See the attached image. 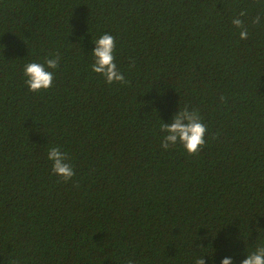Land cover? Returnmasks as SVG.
I'll return each instance as SVG.
<instances>
[{
  "label": "trees",
  "instance_id": "16d2710c",
  "mask_svg": "<svg viewBox=\"0 0 264 264\" xmlns=\"http://www.w3.org/2000/svg\"><path fill=\"white\" fill-rule=\"evenodd\" d=\"M104 32L125 83L89 67ZM53 55L30 92L23 65ZM178 107L207 125L194 155L160 146ZM260 243L264 0H0V264H239Z\"/></svg>",
  "mask_w": 264,
  "mask_h": 264
},
{
  "label": "clouds",
  "instance_id": "9594fccd",
  "mask_svg": "<svg viewBox=\"0 0 264 264\" xmlns=\"http://www.w3.org/2000/svg\"><path fill=\"white\" fill-rule=\"evenodd\" d=\"M245 13L242 11L239 16L232 19V24L241 29L240 39H247L248 32L243 29V21L239 18ZM261 16L257 15L253 23H261ZM94 47L90 50L92 72L103 77L106 83H125V75L117 66L115 59L116 37L109 32H104L95 39L91 38ZM60 65V56L53 55L45 57L42 61L32 60L23 65L24 84L30 92L39 93L48 90L53 86L55 71ZM163 121V120H162ZM162 138L160 146L169 150L177 145L190 155H194L206 143L207 125L197 110H189L187 107L177 108L170 116L168 122L160 125ZM46 159L51 163V172L58 178L67 182L75 175L74 167L69 162L67 153L61 146H49L46 152ZM228 238V235L225 237ZM243 259L239 264H264V243L258 244L254 250L241 253ZM131 264V262H130ZM194 264H205L204 255L195 258ZM220 264H236L232 256H224Z\"/></svg>",
  "mask_w": 264,
  "mask_h": 264
}]
</instances>
